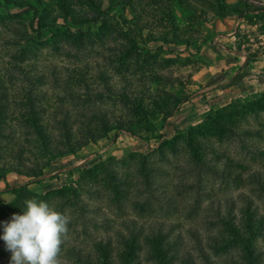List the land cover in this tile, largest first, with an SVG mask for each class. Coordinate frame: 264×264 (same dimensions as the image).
Listing matches in <instances>:
<instances>
[{
  "label": "rangeland",
  "instance_id": "rangeland-1",
  "mask_svg": "<svg viewBox=\"0 0 264 264\" xmlns=\"http://www.w3.org/2000/svg\"><path fill=\"white\" fill-rule=\"evenodd\" d=\"M30 91L54 136V116L81 138L95 109L113 130L20 175L43 158L22 135ZM0 95L21 145L2 141L15 170L0 171V223L22 214L21 187L48 202L69 220L59 264H126L135 241L141 264H162L167 243L177 264H264V190L249 177L264 173V0H0ZM11 255L0 240V264Z\"/></svg>",
  "mask_w": 264,
  "mask_h": 264
},
{
  "label": "trees",
  "instance_id": "trees-1",
  "mask_svg": "<svg viewBox=\"0 0 264 264\" xmlns=\"http://www.w3.org/2000/svg\"><path fill=\"white\" fill-rule=\"evenodd\" d=\"M89 96V95H87ZM25 110L20 113L21 117L23 116L26 120V128L24 130L22 135L27 136L30 135L31 141L34 143L35 148H39L38 150L42 154L43 158L41 160L34 159L33 163L30 165H26L24 161H20V166L24 168V171H21L20 175H25L28 178H31L32 180H37L41 178L44 175V170L47 168L49 161H52L58 157L67 156L69 154H74L78 150H81L84 148L88 143L91 141H98L107 134L113 130L110 126V118L107 117L106 113L100 110H92L87 116L84 114L81 116L83 119L80 123L81 127V138L76 137V131L73 127V125L69 122L68 117L58 118V116H54V119L56 121L55 130L57 131V136H54L53 134L48 132L47 126L43 124V115L45 113V110L43 106L40 103V97L35 94L34 92L30 91L27 94V99L24 103ZM124 121L118 119L116 121V129L118 130H125ZM129 131L133 132V129L127 128ZM126 129V130H127ZM17 132L16 130L9 125V103L6 99V96L0 95V171H3L4 173L12 172L15 169L13 167H8L5 162L2 160V141L6 142H14L17 146H21L20 143L17 141ZM77 138V139H76ZM112 170L108 169L107 173L111 174ZM250 179L255 182L259 188H262L264 190V173L262 172H254L250 174ZM4 177H1L0 180H3ZM112 180L115 182L117 180V176H114ZM147 185L151 186V182L147 181ZM29 191H26L24 187H21L17 191V207L20 211H23L25 209V201L26 197H28ZM251 206V201L247 200L246 202ZM231 208V206H229ZM249 211H251V207L249 208ZM221 214L218 213V216ZM130 228V227H128ZM131 235L134 237H137V233L135 230L131 231ZM156 234H154L155 236ZM157 238L154 239L155 241L163 240L161 236L162 232L157 233ZM160 237V238H159ZM157 244H155L156 246ZM169 246H172V244L169 245L167 243V248L165 249L163 246H157L154 251H159L157 254L158 260L162 261V264H177L175 261L174 256L168 257V253L170 251ZM163 248V249H162ZM138 249H141L138 242H134L129 247V253L131 255H127L128 259H125L126 264H141L140 259H134L133 252L139 251ZM160 251L162 253H160ZM149 253L150 258H152V255L154 253L146 251ZM81 256V254H80ZM125 257V256H124ZM132 258V259H131ZM153 258L154 257L153 255ZM81 260L85 262V264H99L98 262H94L90 258H87L86 260L81 257ZM105 263L104 264H115L112 261V258L109 256V254H106L105 257ZM203 260L207 263H209V258L206 254L203 256ZM179 264H188L189 260L188 258H182L180 260H177Z\"/></svg>",
  "mask_w": 264,
  "mask_h": 264
},
{
  "label": "clouds",
  "instance_id": "clouds-1",
  "mask_svg": "<svg viewBox=\"0 0 264 264\" xmlns=\"http://www.w3.org/2000/svg\"><path fill=\"white\" fill-rule=\"evenodd\" d=\"M22 214L0 223V240L12 253L10 264H59L58 255L68 232V217L46 201H25Z\"/></svg>",
  "mask_w": 264,
  "mask_h": 264
}]
</instances>
